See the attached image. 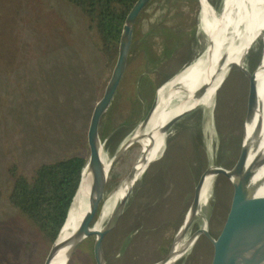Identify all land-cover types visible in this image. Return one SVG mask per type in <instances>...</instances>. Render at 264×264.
<instances>
[{
  "label": "rangeland",
  "instance_id": "1",
  "mask_svg": "<svg viewBox=\"0 0 264 264\" xmlns=\"http://www.w3.org/2000/svg\"><path fill=\"white\" fill-rule=\"evenodd\" d=\"M206 1L214 10L221 9L223 2ZM172 12L174 16L168 14ZM140 16L134 28L135 35L133 33L131 45L134 48L144 38L149 47L151 44L159 48L164 39L163 33L157 31L160 24L171 25L170 29H176V33L189 27L196 28L193 35L186 33L180 37L170 57L154 69L159 85L152 103L157 95L158 108L169 109L185 96L186 87L193 82L191 74L195 70L179 74L205 52L208 45L206 23L210 17L204 16L200 0H153ZM175 17L180 21L177 26L172 25ZM68 20L78 22L83 29L80 10L66 0H0V264H43L53 242L9 203L8 194L14 181L11 168L27 174L37 162L59 156V140L51 142L58 121L53 122L52 118L59 108L64 89L57 77H49L50 69L41 70L44 65L38 61L48 63L56 58L51 52L53 46L52 50L46 46L43 49L42 39L49 37V27L55 22L61 26ZM228 38L229 34L225 46ZM262 46L260 34L244 62L251 71L259 60ZM40 47L43 50H38ZM142 60L138 53L127 62L117 91L121 94L116 93L112 107L103 119L104 122L106 118L103 131L108 135L102 141V147L109 159L117 155L152 105L144 113L139 110L132 113L133 80ZM113 62L114 58L93 106L100 97ZM249 84L245 73L232 66L207 96L170 124L163 146L136 180L122 213L103 238L107 264H157L166 256L192 203L200 174L212 167L229 169L239 157ZM176 85L180 87L178 90L172 88ZM147 128L149 125L142 131ZM101 129L102 126L100 135ZM82 148L84 153V140ZM140 150L138 142L130 143L109 170L100 204L102 225L108 220V197L129 172ZM232 190L228 178L222 175L211 178L199 202L200 215L193 220L185 239L204 226L205 220L208 232L201 233L185 254L171 264L209 263L211 240L225 221ZM68 264H95L92 241L84 240Z\"/></svg>",
  "mask_w": 264,
  "mask_h": 264
},
{
  "label": "bare ground",
  "instance_id": "2",
  "mask_svg": "<svg viewBox=\"0 0 264 264\" xmlns=\"http://www.w3.org/2000/svg\"><path fill=\"white\" fill-rule=\"evenodd\" d=\"M200 5L204 16L210 17V21L206 23L208 45L203 55L179 74L195 70V73L191 74L193 82L186 87L185 96L169 109L160 108V110L158 104H156L152 118L147 123L149 128L146 131L136 128L132 133L128 144L138 142L141 146L140 153L129 172L120 180L108 197L109 215L105 226L101 224L100 209L99 218L94 226L95 234L101 233L106 227L115 225L123 211L124 200L127 199L126 197L130 194L142 170L155 159L158 151L163 146L166 131L170 124L175 118L192 110L207 96L224 72L233 66L232 62L243 63L250 42L254 41L260 34L263 36V46L259 60L251 71L239 152L240 162L233 171L218 167V171L227 176L235 187L238 184L235 173L240 174L247 185L242 200L240 198L236 200L234 207L236 221L239 225L238 236L233 243L231 239H224L222 243L232 245L237 242L238 245L250 237L264 223V167L261 170H252V168L259 166V160L262 159L260 156H264V0H223L218 13L213 12L212 6L206 0H200ZM239 23H241L242 30L237 29V41L228 54L226 49H228L230 38H228L226 46L225 39L228 34L230 37ZM172 88L178 90L180 87L176 85ZM108 164L109 160L104 156V159L100 160L102 180L108 175ZM214 169L216 168L212 167L200 180L195 198L186 210L182 223L174 236L170 252L164 260L169 264L181 258L191 243L203 231H206L204 225L190 235L188 239H185L190 223L200 215L199 202L213 177L210 172ZM241 201H244V203L240 204ZM87 221L88 196L80 191L71 212V240L65 242L66 237L61 233L51 247L43 264H61L62 259L73 246L86 240L88 236ZM231 229L230 224H225L222 233L227 235ZM216 241L215 239L211 240V245L216 244ZM231 249L223 250L227 252ZM232 264H264V252L262 248H258L239 257Z\"/></svg>",
  "mask_w": 264,
  "mask_h": 264
},
{
  "label": "trees",
  "instance_id": "3",
  "mask_svg": "<svg viewBox=\"0 0 264 264\" xmlns=\"http://www.w3.org/2000/svg\"><path fill=\"white\" fill-rule=\"evenodd\" d=\"M66 1L80 10L83 29L74 20H68L61 26L55 22L49 27L50 39L48 36L47 39L43 37L42 42L43 49L46 46L48 50H52L53 46L54 50L51 52L56 58L48 63L38 61L44 65L41 70L50 69L49 77H57L64 89V94L59 98V108L52 118L53 122L58 121L54 125L56 133L51 142L59 140V156L37 162L27 174L18 172L15 167L11 168L14 181L8 194L9 203L27 216L50 240L55 238L62 225L75 192L84 164L82 144L87 120L114 58L120 23L135 0ZM215 11L218 13L220 9ZM168 14L174 16L173 12ZM140 18L141 16L137 22ZM179 24L180 21L175 17L172 25ZM160 25L157 31L163 33L164 39L160 41L159 48L151 44L149 47L145 38L137 48L133 45L130 48L128 61L138 53H141L143 59L133 80V114L136 110L146 112L152 103L159 85L155 81L154 69L170 57L180 37L186 33L193 35L196 30L189 27L176 33V29H170L171 25ZM117 94L120 95L121 92ZM60 122L65 123L62 125L63 129L58 125ZM105 122L106 118L102 124L101 141L108 135L103 131ZM70 123L75 126L71 127Z\"/></svg>",
  "mask_w": 264,
  "mask_h": 264
},
{
  "label": "water",
  "instance_id": "4",
  "mask_svg": "<svg viewBox=\"0 0 264 264\" xmlns=\"http://www.w3.org/2000/svg\"><path fill=\"white\" fill-rule=\"evenodd\" d=\"M153 0H135L134 3L131 5L129 10L126 12L124 15L120 26H119V32L117 36V43H116V49H115V55H114V62L111 68V71L109 73V76L107 78V81L104 84L103 90L100 94V97L98 100L95 102L87 124V128L85 131V136H84V164L82 167V170L80 172L79 180L75 189V192L70 200V203L67 208L66 216L65 219L60 226L55 238L53 239V242L51 244V247L55 243L56 239L58 236L63 233L65 235V242H68L71 240V229H70V224H71V212L73 210L74 203L78 197V193L84 192L88 196V221H87V239L92 241V246H93V260L95 264H107L106 263V258H105V253H104V247H103V238L104 236L108 233L110 228H112L114 225L111 227H106L104 228L101 233L95 234L94 232V226L96 225V222L99 218L100 214V209H101V201L103 198L104 194V188H105V183L107 180V176L105 177L104 180H102V175L100 173V160L104 159V152H103V147H102V141L100 138V128L102 126V122L104 117L106 116L113 100L114 97L118 91V88L121 84L123 75L126 70L127 62H128V57H129V52L133 40V33H134V28L136 25V22L140 16V14L152 3ZM213 9V8H212ZM213 12L215 10L213 9ZM241 27V23H239L233 32L230 35V41L228 42V49H226V52L229 54L230 49L234 46V44L237 41V34L236 31ZM254 41H251L247 50V54L252 46ZM246 54V56H247ZM245 56V59H246ZM245 62V61H244ZM237 64L235 62H232L233 66L239 67L245 75L249 79V83L251 80V70H249L245 64ZM250 86V85H249ZM157 104V95L149 109V111L146 113L142 121L137 125V128H140L143 130V128L147 125V123L150 121L153 115L154 108ZM180 117V116H179ZM178 117V118H179ZM178 118H175L178 119ZM244 127V126H243ZM131 139L128 138V140L125 142V144L122 146L121 149H125L126 146H128V142ZM125 146V147H124ZM120 151L122 152L123 150ZM119 153V152H118ZM117 153V154H118ZM118 156L115 155L109 160L108 164V173L109 170L111 169L113 163L115 162L116 158ZM262 159L259 160V166L252 168V170H261L264 167V156H260ZM240 162V159L238 157L236 163L229 168L228 170L233 171L235 170V167L238 165ZM212 172H210L211 175H222L227 178V176L221 174L218 171V167H214ZM145 169V168H144ZM142 170V172L144 171ZM211 168L206 169L203 171L196 184L194 187V194H193V200L195 198L196 190L199 187L200 180L204 174H206ZM142 174V173H141ZM140 174V175H141ZM235 178L238 180V184L235 187L234 184L231 182L233 190H232V195H231V201H230V206L227 212V216L225 218V221L219 231V233L216 235L214 238L217 240L216 244L211 245V257L209 260L208 264H232L234 261H236L239 257L251 253L258 248H262L264 252V223L260 228H257L256 231L250 235L247 239H245L242 243L237 245V242L229 245V244H224L222 241L224 239H231L232 243L237 238V234L239 232V225L236 221L235 217V202L239 198L242 200V197L244 196V192L247 190V185L243 181V178L241 177L240 174L235 173ZM229 179V178H228ZM127 198V197H126ZM192 200V202H193ZM126 199L124 200L123 204V209L125 206ZM244 201H241L240 204H243ZM120 216V215H119ZM119 218V217H118ZM118 220V219H117ZM205 226H206V231H203L202 233L207 234L208 232V222L205 220ZM107 223V222H106ZM104 224V226L106 225ZM191 224V223H190ZM225 224H230L232 226V229L227 235L225 233H222V229L225 226ZM181 225V224H180ZM190 226V225H189ZM180 227V226H179ZM179 229V228H178ZM199 229V228H198ZM197 231L194 230L192 234H194ZM177 233V232H176ZM191 234V235H192ZM82 242H78L76 246H73L64 258L62 259L61 264H68L70 258L72 257L73 253L77 249V247L81 244ZM50 247V250H51ZM231 250L225 252L223 249H230ZM49 250V251H50ZM169 251L167 252L166 256L160 260L157 264H169L167 261H164L167 258V255L169 254ZM49 253V252H48ZM47 257V256H46Z\"/></svg>",
  "mask_w": 264,
  "mask_h": 264
},
{
  "label": "flooded vegetation",
  "instance_id": "5",
  "mask_svg": "<svg viewBox=\"0 0 264 264\" xmlns=\"http://www.w3.org/2000/svg\"><path fill=\"white\" fill-rule=\"evenodd\" d=\"M193 222V221H192ZM192 222H191V224H192Z\"/></svg>",
  "mask_w": 264,
  "mask_h": 264
}]
</instances>
